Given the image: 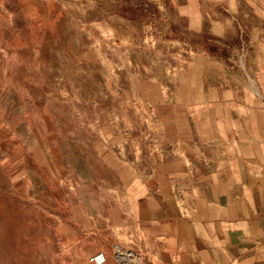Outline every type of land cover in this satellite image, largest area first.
Here are the masks:
<instances>
[{"label":"rangeland","instance_id":"obj_1","mask_svg":"<svg viewBox=\"0 0 264 264\" xmlns=\"http://www.w3.org/2000/svg\"><path fill=\"white\" fill-rule=\"evenodd\" d=\"M202 1L0 0V264H188L146 181L248 79Z\"/></svg>","mask_w":264,"mask_h":264},{"label":"crops","instance_id":"obj_2","mask_svg":"<svg viewBox=\"0 0 264 264\" xmlns=\"http://www.w3.org/2000/svg\"><path fill=\"white\" fill-rule=\"evenodd\" d=\"M202 2L220 8L213 13L218 38L231 23L238 39L239 29L245 32L246 46L233 50L243 54L248 79H236L226 95L229 83L218 79L206 106L221 112L198 126L199 111L191 109L197 128H188L184 153L168 162L164 175L146 181L161 184L147 200L156 197L153 206L162 214L151 221L154 237H182L188 264H264V0Z\"/></svg>","mask_w":264,"mask_h":264},{"label":"built area","instance_id":"obj_3","mask_svg":"<svg viewBox=\"0 0 264 264\" xmlns=\"http://www.w3.org/2000/svg\"><path fill=\"white\" fill-rule=\"evenodd\" d=\"M92 261L94 264H106L107 258L104 254L100 253L95 255Z\"/></svg>","mask_w":264,"mask_h":264},{"label":"bare ground","instance_id":"obj_4","mask_svg":"<svg viewBox=\"0 0 264 264\" xmlns=\"http://www.w3.org/2000/svg\"><path fill=\"white\" fill-rule=\"evenodd\" d=\"M121 254V253H120Z\"/></svg>","mask_w":264,"mask_h":264}]
</instances>
